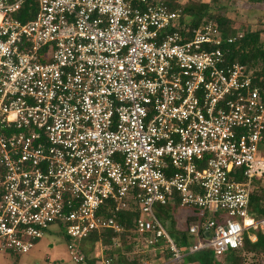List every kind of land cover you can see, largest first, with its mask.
I'll use <instances>...</instances> for the list:
<instances>
[{
  "label": "built area",
  "instance_id": "built-area-1",
  "mask_svg": "<svg viewBox=\"0 0 264 264\" xmlns=\"http://www.w3.org/2000/svg\"><path fill=\"white\" fill-rule=\"evenodd\" d=\"M242 37L161 1L0 0V248L26 255L56 226L80 264L81 243L120 233L107 213L129 205L134 252L168 250L171 264L255 242L264 103L222 49ZM176 202L207 215L186 248L154 210Z\"/></svg>",
  "mask_w": 264,
  "mask_h": 264
},
{
  "label": "trees",
  "instance_id": "trees-1",
  "mask_svg": "<svg viewBox=\"0 0 264 264\" xmlns=\"http://www.w3.org/2000/svg\"><path fill=\"white\" fill-rule=\"evenodd\" d=\"M149 1L155 3L160 0H149ZM247 2L253 6L264 5V0H247ZM32 4H33L32 2L28 1L24 9L21 11L22 17H20V20H22V22L26 20L25 17L23 18V15L27 13V10ZM207 17H208L207 22L210 21L213 24H215L224 37H234L238 33L243 34L242 38L235 40L231 45L224 46L222 49L228 51L227 59L230 62L239 63L251 69L254 77L253 83L259 88V93L264 103V41L263 42L261 41V34L264 35V31L245 30L243 32H236V30L231 27V23L226 18L221 16L218 17H213L212 15L208 16V14ZM199 24L200 21L197 20L192 21V23H190L191 27L194 28L198 27ZM237 180H239L240 182L244 181V179L240 176L237 177ZM263 181L264 180L254 181V189L252 190V193L250 195L249 216L255 219H260L264 217V190L260 189L261 188L260 183ZM178 206L179 205L177 202L174 205L161 206V207H167V210L171 212L170 214L172 215V218L168 219V215L163 217L162 215L160 216L163 219H165L164 224L166 227L173 228V230L171 229L170 232L169 230L167 232L169 233L171 238L175 241L176 245L179 248H186L188 245L192 244L194 240V238L189 235L188 228L191 225H195L196 223L202 226V223L207 219V215H204L203 217H199L197 215L198 213L194 211L197 214L189 218L187 217L184 223L185 228L182 229L181 231H177L175 229L174 217H175V213L177 212ZM155 214L159 219L158 214L157 213ZM107 217L109 218L112 217L122 231L120 233H115L114 231L107 229L101 233H92L88 237V239L83 241L81 244L91 241L92 243H98L101 246H104L106 261L110 260L113 263V259L115 258V254H116L118 256V260L116 264H141L142 260L144 259H149V261L152 260L153 257H149V255L141 251H137V253L133 252L134 250L133 247L135 244V235L134 233H132V229L134 227L133 222L135 219L138 218V213L135 211V206L133 207V205H129L127 210H123L119 213L118 212L114 214L107 213ZM213 218L216 219V217ZM167 222L170 223V226L166 225ZM129 235L130 238H133V241L129 244L130 246L129 248H127L128 251L113 253L114 247L118 246L116 245V243L119 242L118 247H121L123 245L124 248V246H127L125 237ZM255 235H256V241L251 242L248 239V236L245 234L242 240V247L237 251H229L225 255L226 262L228 264H264V232L259 230L255 233ZM82 251L84 252L83 248ZM164 252H163V257L166 258L167 260H170L171 253L168 250H164ZM183 263L218 264L211 250L201 251L192 255H187L183 259Z\"/></svg>",
  "mask_w": 264,
  "mask_h": 264
},
{
  "label": "rangeland",
  "instance_id": "rangeland-1",
  "mask_svg": "<svg viewBox=\"0 0 264 264\" xmlns=\"http://www.w3.org/2000/svg\"><path fill=\"white\" fill-rule=\"evenodd\" d=\"M169 5L172 9L182 10L187 21L207 22L208 16L224 17L230 23L231 27L236 32H243L245 30L264 31V5H251L247 0H160ZM261 41H264V35L261 34ZM260 189L264 190V182L260 183ZM262 190V191H263ZM155 213L158 214L159 219L164 224L162 217L168 215V219L172 218L171 212L167 207L155 206ZM162 215V217L160 216ZM182 215V214H181ZM183 216V215H182ZM175 223L178 222L179 228H185L183 219L176 212ZM182 221V222H181ZM167 226L170 223L167 222ZM165 226V224H164ZM166 227V226H165ZM176 228V225H175ZM167 231L173 230L172 227H166ZM177 230V229H176ZM178 231V230H177ZM127 246L114 247L115 252H127L129 244L133 241L130 235L125 237ZM69 239L65 232L56 227L51 226L46 234L34 246V248L26 255H15L7 250L0 248V264H78L75 263L68 250ZM122 244V242H121ZM85 254V261L80 264H103L106 261L105 248L98 243L91 241L80 245ZM164 252V251H163ZM166 252V251H165ZM164 252V253H165ZM166 255V254H165ZM163 257V253L160 255ZM156 258H154L155 260ZM118 256L115 254L113 263L116 264ZM218 264H228L225 256L216 260ZM155 264H162V262L155 261Z\"/></svg>",
  "mask_w": 264,
  "mask_h": 264
},
{
  "label": "crops",
  "instance_id": "crops-1",
  "mask_svg": "<svg viewBox=\"0 0 264 264\" xmlns=\"http://www.w3.org/2000/svg\"><path fill=\"white\" fill-rule=\"evenodd\" d=\"M263 182H264V181H263ZM169 205H171V204H169ZM177 213H178V215H179V218H180V216L182 217V219H183V223H185L187 217L189 218V217H192V216H193V211H192L191 209H181L179 206H178V208H177ZM181 214H182L183 216H182ZM181 222H182V221H181ZM175 225H176V228H175V229H177L178 231H181V230L183 229V228H179V227H178V222H176ZM165 229H166V228H165ZM118 243H119V242H118ZM134 246H135V244H134ZM133 248H134V247H133ZM133 252H134V250H133ZM162 253H163V252L157 254L156 256H153L152 260L150 261V264H155V261L162 262V264H171V263H169L170 260H167L166 258L160 256ZM154 258H156V259L154 260ZM182 264H185V263H182ZM192 264H197V263H192Z\"/></svg>",
  "mask_w": 264,
  "mask_h": 264
}]
</instances>
